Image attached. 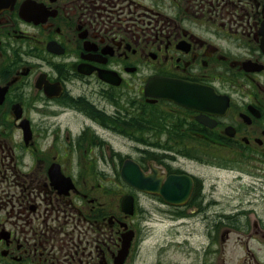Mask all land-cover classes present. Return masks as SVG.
Listing matches in <instances>:
<instances>
[{
    "label": "flooded vegetation",
    "instance_id": "obj_1",
    "mask_svg": "<svg viewBox=\"0 0 264 264\" xmlns=\"http://www.w3.org/2000/svg\"><path fill=\"white\" fill-rule=\"evenodd\" d=\"M159 77L212 112L148 96ZM114 133L143 146L118 173L99 172L107 149L115 162ZM213 147L264 167V0H13L0 11V264H115L141 197L187 208L127 183L124 165L160 192L191 177L196 197L185 161Z\"/></svg>",
    "mask_w": 264,
    "mask_h": 264
},
{
    "label": "rangeland",
    "instance_id": "obj_2",
    "mask_svg": "<svg viewBox=\"0 0 264 264\" xmlns=\"http://www.w3.org/2000/svg\"><path fill=\"white\" fill-rule=\"evenodd\" d=\"M151 133L143 137L153 140ZM111 142L118 152L115 162L107 149L100 154L104 160L97 161L99 172H112L113 166L118 173L119 158L137 156L135 146H143L119 133ZM193 151L195 160H186L185 168L197 177L200 193L178 212L159 210L141 197L147 210L132 220L137 240L129 264H264V167L259 159L238 163L233 148Z\"/></svg>",
    "mask_w": 264,
    "mask_h": 264
},
{
    "label": "water",
    "instance_id": "obj_3",
    "mask_svg": "<svg viewBox=\"0 0 264 264\" xmlns=\"http://www.w3.org/2000/svg\"><path fill=\"white\" fill-rule=\"evenodd\" d=\"M10 2H11V1L0 0V9H1L2 7H4L5 3H6V6H7ZM6 6H5V7H6ZM166 82H167V81H166ZM166 82H165V83H166ZM152 85H153V84H152ZM152 95H153V96H156V97H162V98H167V99H173V95H174V93H173V91H172L171 89H169V90H167V91L155 92V93L152 94ZM175 95H176V94H175ZM129 166H130V164L125 165V168H124V171H123L124 176H125V178L127 179V181H128L129 183H131L132 185L137 186V183H138V181H139V179H140V177H141V175H140V171H139V169H138L137 166H136V167H134V166L129 167ZM131 169H133V172H135L136 174L131 173ZM135 175H136V176H135ZM188 181H189V180H188ZM191 185H192V182L189 181V183H187V185H186L184 191L181 192V193L179 192L178 194L175 195L176 197L181 198V199L179 200V201H181V202H179V203H184V201L187 199V197H188V195H189V193H190V190H191ZM138 187H139V186H138ZM140 187H141L142 190H145V189H146L144 186H140ZM154 189H155V188H151L150 191H154ZM169 192H171V191H164V192H163V195H166V196H165L166 199H168L170 202H172L173 200L170 199V197H171V193H169ZM182 200H183V201H182ZM173 203H176V202H173ZM127 212L132 213V211H127ZM129 242H130V240L128 239V241H127V248H126V250H125V252H124V256H123V257H125V255H126V253H127V251H128L127 249H128ZM122 260H123V258H122ZM122 260H120V262H121Z\"/></svg>",
    "mask_w": 264,
    "mask_h": 264
}]
</instances>
